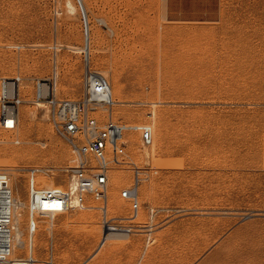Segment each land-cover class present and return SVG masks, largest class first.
Listing matches in <instances>:
<instances>
[{
	"label": "rangeland",
	"instance_id": "1",
	"mask_svg": "<svg viewBox=\"0 0 264 264\" xmlns=\"http://www.w3.org/2000/svg\"><path fill=\"white\" fill-rule=\"evenodd\" d=\"M80 1L92 53L82 48L78 0H0V77L20 74L25 98L20 142L0 129V169L25 202V235L28 169L42 168L41 186H65L74 157L46 106L30 101L34 78L56 79L57 97L68 99L82 95L86 63L113 89L120 82L113 118L153 121V169L134 219H124L131 204L120 192L132 172L121 167L111 170L106 202L40 218L35 262L264 264V0ZM143 150L130 152L145 165ZM104 208L111 223L133 229L98 249ZM12 256L28 258L26 245Z\"/></svg>",
	"mask_w": 264,
	"mask_h": 264
},
{
	"label": "built area",
	"instance_id": "2",
	"mask_svg": "<svg viewBox=\"0 0 264 264\" xmlns=\"http://www.w3.org/2000/svg\"><path fill=\"white\" fill-rule=\"evenodd\" d=\"M80 7L87 34L88 21L83 7ZM87 57L84 52L85 62L89 59ZM82 79V95L78 99H68L57 97L56 79L34 78L33 97L30 101L40 107L46 106L56 132L68 142L74 157L71 164L65 167L68 172L65 186H41L35 182V177L42 168L33 166L28 169L30 234L36 232L40 218L53 220L59 214L85 209L89 198L106 202L112 180L111 170L114 167L132 172L130 182L120 192V196L131 204V213L124 219H134L138 215L140 187L149 178L153 167L149 164L150 158H144L146 161L142 163L145 165H142L130 151L136 144L144 148L153 144V121L115 120L112 109L116 100L106 77L101 72L91 70L86 63ZM23 82L24 78L20 74L0 77V129L11 132L14 143L20 142L15 132L20 120V107L25 102ZM99 109L106 111L105 116L96 114ZM152 116L151 113L149 117ZM15 201L10 176L0 169V264H31V256H12V209ZM112 227L124 233L133 229L129 224H112L106 218L104 208L103 234L98 249L106 242L107 232L113 230Z\"/></svg>",
	"mask_w": 264,
	"mask_h": 264
},
{
	"label": "bare ground",
	"instance_id": "3",
	"mask_svg": "<svg viewBox=\"0 0 264 264\" xmlns=\"http://www.w3.org/2000/svg\"><path fill=\"white\" fill-rule=\"evenodd\" d=\"M69 5H70V9L75 12V10H76L75 5L71 1H69ZM80 6L83 7L82 3H81ZM84 33H85V35H84V45H83L82 48L84 50H86L88 53H90L92 51V49H91V45L92 44H91L90 34H89V32L86 34L85 31H84ZM79 49H80V47H79ZM56 87H57V85H56ZM121 90H122V85L120 84V82H116L115 88L114 89L112 88V92H114V94L119 95L120 99L118 101H123V98H122V95H121V93H122ZM155 132L156 131L154 129V136H155ZM136 138H135V140H136ZM156 141L157 140L154 138L153 144L151 146H149L148 148L145 147V150L140 152L139 156L141 158H150L152 160V156L154 155V153H152V152L155 150ZM7 153H9V155H13V156L14 155H18L19 156L22 153L25 154V155L31 154L28 150H23L22 152H20V154H19V152H16V151H13V150H11L10 152L9 151L7 152V150H6V152L3 153L4 156L7 155ZM9 155H8V157H9ZM43 180L44 179H41V177H39V176L35 177V182L37 181V183L39 185L42 184ZM45 184H47V181H45ZM14 198H15L16 201H15L13 209H12L13 226H14L13 231H12V235H13L12 236V247H13L12 255L16 254V251H17L18 247H22V246L26 245V247H27V255H28V257L31 256L32 259H33V262H31V264H37L35 261H37L38 259L35 257V246H34L35 245V240H36V238H35L36 237V232L34 234H30V232L28 230L27 231V235H25L24 229L22 227V221L25 218V217L22 218L23 217V213H24V212L22 213V208L25 205V202L20 197L16 196L15 194H14ZM28 220H29V218H28ZM27 229H28V223H27ZM111 229H113V230H109L107 232V239L108 240H113L114 238L120 236L119 234H124V232H122L121 230H115L114 227H112Z\"/></svg>",
	"mask_w": 264,
	"mask_h": 264
}]
</instances>
